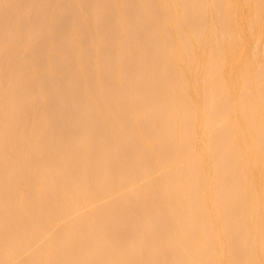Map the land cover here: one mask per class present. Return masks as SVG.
Listing matches in <instances>:
<instances>
[{"label": "bare ground", "instance_id": "1", "mask_svg": "<svg viewBox=\"0 0 264 264\" xmlns=\"http://www.w3.org/2000/svg\"><path fill=\"white\" fill-rule=\"evenodd\" d=\"M15 1L19 17L31 9L30 19L45 22L43 43L66 16L81 35H69L68 28L65 39L60 27L43 61L29 52L33 20L27 45L26 29L24 41L22 30L15 33L24 51L28 46L32 60L26 51L21 57L28 54L24 67L38 80L29 89L41 86L44 108L40 116L39 102L26 103L14 118V102L26 93L21 78L29 74L21 75L20 60L21 87L10 79L9 61L19 51L5 61L12 41L1 31L13 33L0 30V44L3 36L7 44L5 54L0 48V77L11 83L10 99L5 90L0 97L6 96L0 102L6 114L0 124V264L22 257L19 264H264V0H23L22 8L19 0H0V6L8 13ZM18 7L10 8L12 15ZM56 7L65 11L64 21ZM52 11L61 16L56 27L55 17L46 24ZM114 13L119 16L112 21ZM134 18L147 24L135 20L132 28ZM76 33L84 50L71 43ZM88 33L95 37L90 50L83 43ZM58 35L61 54L68 40L77 54L88 49L92 57L82 62L88 50L59 53L67 58L55 57L53 71L43 72L57 55L51 44ZM97 53L103 56L98 69L91 60ZM64 70L68 78L64 74L60 87L55 76ZM7 98L14 106L8 113ZM29 106L38 112L28 111L29 117L40 116L33 127L32 118L26 115L29 127L22 117Z\"/></svg>", "mask_w": 264, "mask_h": 264}, {"label": "rangeland", "instance_id": "2", "mask_svg": "<svg viewBox=\"0 0 264 264\" xmlns=\"http://www.w3.org/2000/svg\"><path fill=\"white\" fill-rule=\"evenodd\" d=\"M15 2H16V1H15ZM18 2H19V4H20V7L22 8L21 5L24 4V1H23V0H19ZM12 3L15 4L14 2H12ZM16 3H17V2H16ZM91 3H92V2H91ZM91 3H90V5H91ZM13 4H11L12 6L10 5L12 8H16V5H17V7L19 6L18 3H17V4H15L14 7H13ZM6 5H7V4H6ZM87 5L89 6V3H88ZM7 6H8V5H7ZM10 6H8V13H9V10H11V12H10V14H8L7 11H6V10H7V7H6L5 5H4V7H3V5H2V7H3L4 11H5V14H4V18H2V16H1L2 14L0 15V22H1V23H0V25H1L0 27L3 26L2 28H0V30L3 29L4 26H5V28H6V27H10V28H11V31H12L13 35L9 37V35H7V34H8V33L10 34V32H9L8 30L5 31V29H3L6 33H7V32H8V33L6 34V33L3 32V30H2L1 33H2L3 35L7 36V37L3 36L2 39H3L4 42H5L6 39H4V37L7 38V39L9 38L10 40L8 39L7 42H8V41H10V42L12 41V42H11V43H12V44H11L12 46H13V44H16L15 46H17V44H18V47H16V48H18V49H15L14 46H13L14 48H13L12 46H8L9 49H10L11 51H10V50H7V53L5 54V52H4L3 50H4V47H5V46L7 47V44L5 43L6 45H5V44L3 45L4 42L2 43V45L0 44V46H2V47H0V48H2V51H3L4 54H5V61H6V59H7V61H9V59H10L9 57H11V55H12V57H13V60L15 59L14 56H16V55L18 56V57H16V60H15L14 62L11 61V59H10V61H9V64H12V65L14 64L13 66L15 67V69H14V67L11 66V67H12V70H13V69H14V70H17V69H18V66H17V65H19L18 62H19L20 60H22L21 63H22V62H23V63H22L21 66H23V68L19 65V67H20V68H19V71L22 73L21 75H23V71H24L25 78H26V76H28L29 71L31 70V69L29 70L28 68H31V66L29 65L30 67L27 68L28 70L25 69V67H24V65H25V64H24V60H25V58H26V56H27L28 54H26V56H24V54H23V57H21V56H22V53H25V51H26V53H29V52H30V53L32 54V57H34L33 55L36 54L35 57H37V56H41V58L43 59V61H45V60H47L48 58L50 59V57H51V50L53 51V49H55V46H54V45L56 44V46H57L58 43H60V45L62 44V40H63V39L61 40V39H60L61 35H58V37H59V39H60L61 41L56 39V42H57V41H59V42H57V43H56V42H55V43L53 42L51 45L54 44V45H53L54 47H52L51 45H50L51 47H49V45L47 46V42L49 41V43H50V40H52V38L54 39V37L56 36L58 30H60V27H61L62 30H63L62 33L65 32V34H66V35L63 36V34L60 33V34H62V37H65V39H67L66 36H68V33H69V35H73V34H72V31H75V32L78 31L79 35H81V33H80V31H79V26L77 27V26L74 25V24L71 25V24H70V21H72V20H71V18H69V16H66V17H65V21H64L63 16L65 15V11L61 12V11H59V10L57 9V7H56V10L59 11V12H61V16H62V18H61V16H60L59 12H57V13L59 14V17H58V15L53 16V15L55 14L54 12H55L56 10H55L54 12L52 11V12L50 13V14H51V19H49L48 22H47L46 24H48V23L50 22V20H51V22L54 21V19L56 20V19H57L56 17L61 18L62 21H64V23L60 22L61 20L59 21V19H57V20L60 22V24H59V28L57 27V29L55 28L56 26H58V24L56 25L57 20H56V22L54 21V22L51 24V25H53V24L55 25V27H54V29H56V30H55V33H56L55 36H53V34H51V31H50V30L53 29V28L51 27V25H49V26H47V27L45 26V27H46L45 29H47V33H48L49 35L51 34V37H52V38H51V37L48 38V41L43 43L44 38H45V40L47 39V38H46V37H47V34L42 32V29H43V28L41 27V26L44 27V23H45V22H43V21H34V19L31 18V19L33 20V22H32L31 19H30V16L33 17V14H32L33 11H31V9L28 10V11H24V12H23V16H24V18H23L22 15H21V17H19V12L21 11L19 7H18V10H17V11H18V16H17L16 14H14V13H17V11H16L15 9H13V12H14V13H13V15H12V9H10V8H11ZM88 6H87V8L90 9V6H89V7H88ZM91 6H92V5H91ZM5 7H6V8H5ZM0 9H2L1 6H0ZM3 9H2V10H3ZM16 9H17V8H16ZM14 10H15V11H14ZM28 12H30V14H29ZM0 13H1V10H0ZM20 13H21V12H20ZM66 13H67V12H66ZM88 13H89V11H88ZM21 14H22V13H21ZM52 14H53V15H52ZM89 14H90V13H89ZM130 14L132 15V13H130ZM130 14H129V15H130ZM137 14H138V13L135 12V15H136V16H137ZM14 15H16V16L14 17ZM67 15H68V14H67ZM115 15H116V16H119V15H117V14L114 13V14L110 17V18L112 19V21H113V19L115 20ZM129 15H127L128 19H130V18L133 19L134 14H133V16H129ZM7 16H8L9 19H10V17H11L13 20H9V19L7 18ZM12 16H13V17H12ZM49 16H50V15H49ZM49 16H48V17H49ZM52 16H53V17H52ZM54 17H55V18H54ZM1 18H2L3 20H2ZM14 18H16V19H14ZM19 18H20L21 20L24 19V20H27V21H24V20L21 21V20H20V22L18 23ZM52 18H54V19L52 20ZM116 18H117V17H116ZM69 19H70V21L68 22ZM132 19H131V20H132ZM8 20H9L10 22H9ZM16 20H17V21H16ZM66 20H67V21H66ZM131 20H129V23H128V24H129V25L132 24L131 27L134 26V28H135V24H136V21H137V20L141 21L140 23H139V21H137V24H139V26H141L144 22H145V24H147V21H146L147 18H144L143 20H141V19H137V20H136V19L134 18V23H133V20H132V23H130ZM135 20H136V21H135ZM7 21H8V22H7ZM142 21H143V22H142ZM12 22H14V24H15V28H16V29L13 28V27H14V24H13ZM16 22L18 23V25H20L21 23H25V22H26V23H27V22H28V23H31V22H32L34 28L32 27V23H31V24H30L31 26H29V25L27 26L26 24H24V26L19 27L18 30H17V26H18V25H17ZM51 22H50V23H51ZM65 22H66V23L68 22V23H67L68 26L65 24ZM28 23H27V24H28ZM34 23H35L36 25H35ZM50 23H49V24H50ZM113 24H114V22L112 23V25H113ZM37 25L41 27V28L39 27V30H40V31H38V28H37L38 26H37ZM54 25H53V26H54ZM63 25H64V26H63ZM65 25H66V26H65ZM73 25H74V26H73ZM110 25H111V23L109 24V26H110ZM115 25H116V22H115V24H114V27H115ZM129 25H128V26H129ZM20 26H21V25H20ZM26 26H27V27H26ZM72 26H73V27H72ZM83 26H84V25H83ZM28 27H32V32H33V30H34V35H32V37L29 36V37H31V39H33L32 41L34 42V38H35V37L37 38V40H36L37 43H36V41L34 42L35 48L33 47V42H32V43L30 42V44H28L29 40H27V38H29L28 35L31 34L30 31H28L29 29H26V28H28ZM48 27H49V31H48ZM50 27H51V28H50ZM76 27H77V28H76ZM114 27H112V28H114ZM131 27L129 26V28H131ZM36 28H37V29H36ZM68 28H69V31H70V32H68ZM80 28L82 29L83 27L81 26ZM84 28H85V26H84ZM112 28H110V29H112ZM132 28H133V27H132ZM136 28H137V25H136ZM13 29H14V30H13ZM24 29H26V30H25L26 35L28 34L27 32H29V34H28L27 37H26V42H27L26 45L28 44V46H31L30 50L33 48V50H31V51H29V52H28V50H29V49H28V46H26V47H27V50L24 51L21 47H23L22 45L25 44V43L22 42L23 44H21V42H19V41H20V38H19V37H20L21 35H23V36H21V39H22V37H23L22 41H24V36H25V33H24V31H23ZM66 29H67V32H68V33H66ZM81 29H80V30H81ZM19 30H20V31L22 30L20 36L18 35V33L15 34V33H16L17 31H19ZM13 31H14V32H13ZM56 31H57V32H56ZM60 31H61V30H60ZM81 31H82V30H81ZM83 31H84V30H83ZM98 31H99V30H97L96 32H98ZM39 32H41V36H42V37H43V35H45V34H46V36L42 38V37L40 36V33H39ZM44 32H45V30H44ZM92 32H93V34H94V31H92ZM92 32H91V34H92ZM100 32H101V30H100ZM1 33H0V34H1ZM22 33H23V34H22ZM52 33H54V32H52ZM73 33H74V32H73ZM78 33L74 34V36H76V38L78 37L79 39H77V40L80 42L81 37L78 35ZM86 33H87V32H86ZM58 34H59V33H58ZM88 34H89L90 36H89V35L86 36L87 38L85 37V39L83 40V43L86 42V41H88V40H90L91 38H95V37H93L90 33H88ZM15 35H16V36L18 35V37H17V38H19L18 40H17V38H16ZM82 35H83V37H84L85 32H84V33L82 32ZM33 36H34V37H33ZM94 36H97V34H95ZM101 36H102V33H101ZM0 37H1V36H0ZM48 37H49V36H48ZM58 37H57V38H58ZM69 37H70V36H69ZM69 37H68V38H69ZM72 37H73V36H71L70 38L72 39ZM90 37H91V38H90ZM98 37H100L99 34H98ZM36 38H35V39H36ZM76 38H75V40H74V38H73L74 43H77V42H78V41L76 42ZM96 38H97V37H96ZM65 39H64V41H65ZM69 40H70V39H69ZM94 40H95V39H94ZM94 40H93V41H94ZM13 41H14V42H13ZM30 41H31V40H30ZM54 41H55V39H54ZM93 41H92V39H91V43H93ZM1 42H2V40H1ZM38 42H39V43H38ZM51 42H52V41H51ZM8 43H9V42H8ZM41 43H42V45H41ZM65 43H66V44H65L64 47H67V48H65V50H66L67 52L70 51V52H68L70 55H71V51H73L74 54L76 55V54H77L76 52H77L78 50H76V49H75L76 51H75V50H72L73 47H70V44H68V43H69L68 40H67ZM71 43H72L74 46L76 45V46H75L76 48H77V47H79V48L81 47V48L83 49V44H82L81 42H80V45H79V44H74L73 42H71ZM9 44H10V43H9ZM36 44H37V45H36ZM39 44H40V47H38ZM67 44H68V45H67ZM84 44H85L84 47H85V48L88 47V49H89V47H90V41H88L87 44H86V43H84ZM43 45H45V46H43ZM58 45H59V44H58ZM63 45H64V43H63ZM86 45H87V47H86ZM91 45H92V44H91ZM42 46L45 47V48H46V46H47V48H46L47 50H46V51H48V47L51 48V49H50L48 52H46V51H45V48H44V50H43V49H42V50L40 49V48H42ZM26 47H24V49H26ZM36 47H37V50H36ZM57 47H58V46H57ZM57 47H56V50H55V51L57 52V55H56V56L54 55V57H53V54H52L53 59L51 58V60H49V62H50V61H53L54 58L57 57L59 53H60L59 55H67V54H68L67 52H66V53H67V54H66L63 50H62V51H63V54H61V52H60L61 50L59 49V47L61 48L62 45L59 46L58 48H57ZM64 47H63V48H64ZM68 47H69V48H68ZM75 47H74V48H75ZM12 48H13V49H12ZM71 48H72V49H71ZM14 49H15V51H14ZM57 49L60 50V51H57ZM77 49H78V48H77ZM82 49L79 50L80 54H82V53H86V51L88 50V49H86V51L84 52V51H83L84 49H83V50H82ZM90 49H91V47H90ZM90 49H89V50H90ZM12 50H13V51H12ZM16 50L19 51V52H18L16 55H15V54L13 55L12 53H13V52L16 53V52H17ZM39 50H40V52H38ZM89 50L87 51V53H86V55H85V56H87V57H85V56L83 55L84 57L81 58L82 62L84 61L85 58H86V59H87V58L89 59L88 56L92 57V56H91L92 54L89 55V54H90V51H89ZM0 51H1V49H0ZM2 51H1V53H3ZM43 51H44V52H43ZM79 52H78V54H79ZM8 53H9V55H8ZM30 53H29V57H28L29 61H30V58H31ZM38 53H39L40 55H39ZM46 53H47V55H46ZM53 53L55 54V52H53ZM64 53H65V54H64ZM10 54H11V55H10ZM43 54H44V56H43ZM48 54H49V55H48ZM72 54H73V53H72ZM74 54H73V55H74ZM78 54H77V55H78ZM87 54H88V55H87ZM97 54H98V53H97ZM101 54H102V53H100V54H98V55L100 56ZM98 55H97V56H98ZM0 56H1V57H0V60H1L2 55L0 54ZM6 56H7V57H6ZM42 56H43V57H42ZM46 56H47V57L50 56V57L47 58ZM97 56H96V58H95V57H94V58H91V60H92V63H95V60H93V59H96V64H97V69H98V65H99L101 62H103V60L101 59L103 56H100V57H99V56L97 57ZM60 57H62V56H58V58H55V60H56V59H59ZM70 57H73V56H70ZM80 57H81V56H80ZM8 58H9V59H8ZM62 58H67V56H63ZM83 58H84V59H83ZM97 58L101 59L102 61H101L100 63H99V62L97 63V61H99V59H97ZM28 59L26 58V60H28ZM44 59H45V60H44ZM3 60H4V59H3ZM26 60H25V62H26V64H27V61H26ZM31 60H32V58H31ZM29 61H28V62H29ZM88 61H89V60H88ZM10 62H11V63H10ZM12 62H13V63H12ZM15 62H16V63H15ZM1 63H2V61H1ZM21 63H20V64H21ZM51 63H52V62H50L49 64H48V63H47V64L44 63V64L41 66V67H43V68H42V69H43V72L49 73V72L53 71L52 66L50 67ZM85 63H86V64H85ZM9 64H8V62H7V65H9ZM28 64H29V63H28ZM28 64H27V65H28ZM83 64H84V65H83L84 67H89V65H87V61H86V60H85V62H84ZM4 65H5V64H4V61H3V67H4ZM46 65H48V66L50 67V69H47ZM86 65H87V66H86ZM9 67H10V65H9ZM9 67H8V70H9L10 79L12 80V82H13V81L15 82V81L17 80L16 77H18V76H19L20 78L22 77L20 74L17 75V74H18V70H17V73L14 74L15 72H13L12 70L10 71L11 68H9ZM16 67H17V69H16ZM64 67H65V65L63 66V68H64ZM91 67H92V65L90 66V68H91ZM95 67H96V65H95ZM6 68H7V66H6ZM90 68H89V71L92 72L91 70H93L94 67H92L91 70H90ZM3 69H5V67H4ZM21 69H23V70H21ZM42 69H40V67H39V70H41V71H37V72H42ZM44 69H45V71H44ZM25 70L28 71V74H27V72H25ZM65 70H66V68H65ZM65 70L63 71V74L61 73V75H59V77H58V74H56V76H55V80H56V81H57V80H58V82H59V81H62V82H61V85H60V83H59L60 87H63V86H64L63 82L65 83V81H66L67 78H68V76H67L68 72H65ZM86 70L88 71V68H86ZM31 71H32L31 73H33V70H31ZM94 71H95V70H94ZM94 71H93V72H94ZM12 72H13V73H12ZM61 72H62V71H61ZM66 73H67V74H66ZM64 74H65V77H67L66 80H65ZM0 75H1V77L3 78V76H2L1 73H0ZM13 75H14V76H13ZM30 75H31V74H29V76H30ZM62 75H63V77H61ZM29 76H28V78H26V79H24V78L22 79V78H21L22 84H24V86H25V88H24V89L22 88V89L24 90V92L26 91V93H23V92H22V94H20V95L17 96V97H19V100H18V101L20 102V104L17 103V102H16V103L14 102V105H15V107H16L15 109H17V114H16V113L13 114V117H14V115H18V116L20 115V116H21V113H23L22 108H23V107L25 108V106H27L26 103H28V104H30V105H36V104H35V100H36V102H39V103H40V104H39L40 106H39V105H36V108H37L38 111L40 112L39 115L41 116V113H42V110H43V108H44V105H43V103H42V105H41V99L39 98L40 95H39L38 92H37V90H39V89L41 88V86H39V89H38V86H37V85H39V84H37V85H36L37 88L34 87V86H31V89H29V87H30L29 84H30V85L32 84L31 82H33V83H34L33 85H35V84L37 83V81H38V80H36L34 77H32V75H31V77H32L31 79L29 78ZM1 77H0V86H1V85H2V86L0 87V89H2L3 92H1L0 97L2 96V93H3V95H6V94H7V96H8L9 99H10V96H9V95H11V94L9 93V89H10L9 84H11V83L8 84V81H7V79H6L7 77L5 78V76H4V78L6 79V81H5V79H1ZM12 77H13V78L15 77V80L12 79ZM19 77H18V78H19ZM23 77H24V76H23ZM20 78H19V80H20ZM27 79H28L29 81H28ZM26 80H27L28 85H27V83H26ZM32 80H33V81H32ZM3 81L6 82V85H5V86L3 85ZM5 82H4V84H5ZM15 84H18V85L21 87V85H20L21 82H19L18 80H17V82H15ZM15 84H14V86H16ZM19 86H18V88H20ZM22 86H23V85H22ZM16 87H17V86H16ZM34 88H35V89H34ZM44 88H45V87H44ZM44 88H43V89H44ZM25 89H26V90H25ZM33 89H34V90H33ZM4 90L6 91V94L4 93ZM29 90H30V91L32 90V91H31L32 93H31ZM45 90H46V89H45ZM34 92H35V93H34ZM33 93H34V94H33ZM31 94L33 95V99H32V97H31V96H32ZM36 94L38 95V97L35 96ZM23 95H24V96H23ZM30 95H31V96H30ZM28 96H29L30 99L28 98ZM3 97H4V101H5V100H6V96H3ZM3 97H2V98H3ZM23 97H25L26 99L24 100ZM2 98L0 99V102H1V100L3 101ZM34 98H35V99H34ZM38 98H39V100H37ZM22 99H23V106H22ZM11 100H12V97H11ZM4 101H3V102H4ZM24 101H25V103H24ZM1 103H2V102H1ZM1 103H0V104H1ZM5 103H6V102H5ZM7 103H10V100H8V98H7ZM12 103H13V102H12ZM12 103H10V105L8 104L9 109L6 110V113H8V111L10 112V109L14 108V106H13ZM24 105H25V106H24ZM17 106L21 109V112L18 111L19 109L17 108ZM6 107H7V105H6ZM33 107H34V106H33ZM0 108H1L0 110L3 112V113H2V116H3V114H5L3 105H2V107H0ZM27 108H28V106H27ZM36 108H33L32 110L34 111V109H36ZM39 109H40V110H39ZM32 110H31V107H30V106H29V109H24L25 112H28V111L32 112ZM19 112H20V114H18ZM30 112H28L27 114L24 113V114L22 115V117H24V116L26 117L25 119H27L28 122H30V120H28V118H27L26 115H28V117H29V113H30ZM36 112H37V111H36ZM10 114H11V113H10ZM5 115H6V114H5ZM5 115L3 116V118L5 117ZM8 115H9V114H8ZM8 115H7V116H8ZM11 115H12V114H11ZM31 115H32V113H31ZM35 115H38V112H37V114H35V111H34V115H32V116H35ZM2 116H1V117H2ZM7 116H6V117H7ZM40 116H39V117H40ZM1 117H0V120H1ZM15 117H16V116H15ZM15 117H14V118H15ZM39 117H37V118H36V117H33V118H32V117H29L30 119L32 118V120H31V121H32V127H33V124L36 125V122H37V120L39 119ZM8 118H9V117H8ZM34 118H35V120H33ZM5 119H6V118H4V122H0V124H4V123H5ZM27 121H26V124L28 123ZM6 122H7V120H6ZM34 122H35V123H34ZM15 124H16V123H13V124H11V126H12V125H13V126H16L17 124H16V125H15ZM4 125H5V124H4ZM29 125H31V122H30V124H27V126H29ZM13 126H12V127H13ZM24 126H25V127L23 128V131H25L24 129L27 127L26 125H24ZM0 127H2V125H1ZM5 127H6V126H5ZM17 127H18V125H17ZM17 127H16V128H17ZM29 127H30V126H29ZM27 129H29V128L27 127ZM27 129H26V131L24 132L25 134H27ZM0 149H4V148H0ZM1 151H2V150H0V153H2ZM12 152H13V150H12L10 153H12ZM13 154H15V152H14ZM131 154H132V153H130V155H129V160H130V159L133 160V158H131V156L134 157V153H133L132 155H131ZM4 155H6V154H4ZM4 155H2V157H3ZM21 155H23V154H21ZM7 156H8V154L6 155V157H7ZM11 156H12V155H11ZM9 158H10V155H9ZM9 158H8V159H9ZM12 158H13V156H12ZM5 159H6V158H5ZM141 170H142V169H140V171H141ZM138 174H139V171H138ZM141 175H142V171H141ZM141 175H140V176H141ZM154 178H155V177H151V178H148V179L146 178V180H143L141 183H143V182L146 183V182H148V181H150V180H152V179H154ZM141 183H139V184H141ZM144 183H143V184H144ZM34 189H35V188H34ZM115 198H117V195H114L113 197H111V198H109V199H107V200H104L103 202L99 203V204L96 205L95 207H98V206H101V205H105V204H107L108 202L112 201V200L115 199ZM86 210H87V209H86ZM23 258H24V257L15 260V262H13V264H19V263L22 261Z\"/></svg>", "mask_w": 264, "mask_h": 264}]
</instances>
